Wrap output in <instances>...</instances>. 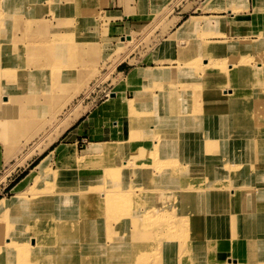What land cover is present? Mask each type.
<instances>
[{"label":"bare ground","instance_id":"obj_1","mask_svg":"<svg viewBox=\"0 0 264 264\" xmlns=\"http://www.w3.org/2000/svg\"><path fill=\"white\" fill-rule=\"evenodd\" d=\"M23 1L26 0H8V10L0 6V32H7L4 30L7 26L21 29V23L30 20L19 8ZM52 1H56L55 16L64 20V25H69L70 21H66V17L58 12L59 1ZM69 2L72 7L75 5V0ZM253 2L255 8L264 5V0ZM36 6L38 10L41 9L40 0ZM79 8L76 4V12H79ZM39 25L41 31H50L46 20H40ZM200 28L199 19L190 17L181 22L174 37L178 39L181 35L199 31ZM7 33L11 42L12 35L16 34L11 31ZM31 34L33 31L27 29L25 38L29 41L33 40ZM13 41L12 47L0 46V81H6L7 73L12 69L10 62L13 53L8 48L13 52L23 50L20 42L15 41V38ZM53 41L62 45L58 44L62 42L60 38ZM215 42L217 41H213ZM34 43L35 41L29 45V53L38 54L41 49L43 58L37 65L23 64L14 69L18 77L27 82V88L23 85L19 87L24 92L29 88L34 90L35 72L37 75L44 69L50 71V86L42 92L50 91L51 95V91L55 92L58 88L65 90L62 86L66 77L69 80L72 77L68 72L73 62L66 60L63 47L55 45L50 48L55 51L51 50L50 54H46L44 51L47 47H35ZM234 45L228 51H240L241 46L246 44ZM214 48L216 51L222 49L216 46ZM198 55L200 54L190 45L182 49L180 57L190 61ZM155 70L132 73L129 78L137 77L141 81L174 77L178 72L181 73V69L177 67L159 69L160 72ZM239 73L240 70H236L232 74V91L237 93L242 90L240 86L249 82V73L242 71V79L237 77ZM198 80L196 77L195 82L198 83ZM188 83L192 81L188 80ZM3 96L0 111L6 112L13 95ZM52 96L60 99L62 95ZM65 97L63 95L62 99ZM26 98L35 102L34 97ZM230 98L243 99V95L233 94ZM139 99L131 98L126 101L125 106L130 108V113H136L135 109L140 110V103L144 100L137 102ZM213 103L206 102L205 107L199 104L184 106L190 114L192 111H204V123L202 114L190 118L192 123L202 124L199 126L167 127L162 124L166 123L165 120L161 119L157 126L149 129L147 122L139 127L140 122L136 120L135 134H129L121 141L97 145L94 149L98 151L95 153L78 154L73 146H56L54 170L49 167L52 156L50 150L13 187L15 195L14 199L8 200L9 205L3 207L0 200V227H4L3 230L0 228V264H109L107 259H110V264H223V253L227 248L231 247L233 255L239 249L243 252L241 248H249L248 245L241 246L236 240L227 246L221 241L228 233V216L239 213L238 226L247 229L246 236L250 232L255 236L252 240L254 249H250L253 250L251 255L254 258L251 260L254 262L247 264H264V238L254 242L264 235L260 225V221H264V214L258 216L247 213L243 196L252 186L243 182V179L247 180L246 173L241 170L245 165L239 168L236 166L238 164L235 165V161L239 159L245 162L255 160L253 144L262 136L261 129L264 127L249 126L258 131L257 135L233 134L239 127L234 129L230 125L212 132L203 124H209L218 118L208 111ZM252 105L253 103L238 100L228 103L229 109L236 111L244 108L248 110ZM30 111L34 112L32 109ZM227 122L247 125L262 123V120L247 118L241 112ZM130 124L131 121L129 129ZM24 126V122L20 120L14 140L23 137L27 142L30 139L27 136L31 130ZM10 131L4 123L1 133L4 141ZM140 138L144 142L139 141ZM260 148L264 149V146ZM122 156L126 159H122ZM193 163L196 166L205 164V167L192 171ZM245 164L249 166L248 163ZM260 167L264 168V165ZM239 169L244 174H240L236 179L238 182H235L228 172ZM128 171L132 172L134 178L126 177ZM198 171H205L207 175L203 178L201 174H195ZM32 184L38 185V189H31L29 194L23 193L26 191L23 189ZM236 196L240 199L239 206L232 204V199ZM249 200L251 203L264 204V196L255 197V190L250 194ZM110 235L113 236L111 240L102 238ZM216 242L220 246L218 256H221V260L212 255ZM255 256L258 262L255 261Z\"/></svg>","mask_w":264,"mask_h":264},{"label":"rangeland","instance_id":"obj_2","mask_svg":"<svg viewBox=\"0 0 264 264\" xmlns=\"http://www.w3.org/2000/svg\"><path fill=\"white\" fill-rule=\"evenodd\" d=\"M38 1L39 0H29L28 2V0H26L22 2V6L19 8L22 12H25L26 17L30 20L24 22V24L22 22L21 29H17L12 26H7L4 28V30H6L7 32L11 31L16 34V36L12 35L11 42L9 40V35L7 32H0V46H14L13 38H15V41L20 42V48H23V50H19L16 52H13L12 49L8 48V50L13 53V58L10 62L12 69H10V71L7 73L8 79L6 81H0V88L2 90V92H0V100L4 97L3 95L8 97L10 96V94L13 95L8 110L6 112L0 111V140L2 141V143H6V145L2 147V153L4 151V155L2 156V158L0 157V200L3 207L9 205L8 200H12V198L14 199L15 192L13 190V187L29 172L31 168L36 165V163L43 156L47 155L49 151L53 149L58 141L54 142L49 147L48 144H51L58 137V135L81 114L83 110L81 105L84 106L85 110L93 104L99 103L100 101H102V99L107 98L108 96H114V94H109V89L111 88L109 83L111 81L110 78H112L116 74V71L127 72L128 69L132 67V63L135 64L136 62H138L139 58L146 50L150 49V47L156 41L162 39L172 29V27L174 26L173 23H175V21L173 18H171V16L173 14H176L177 11L181 10L182 13L180 16H182V19L185 20V18L188 17L189 14L192 15L190 11L193 10L192 6L195 4L194 2H192L195 0L167 1L168 3H166L163 10L159 14L154 16V18L143 30L137 33H131L127 36L124 35L119 37L122 43H120V39H117L119 45L126 44L123 49H121L120 47L112 50L108 55L104 56L101 59L95 56L96 54L94 50L96 49V46L93 47L91 43L86 44L87 42H92V38L89 36L88 37L90 39L87 38L86 34L81 35L80 28L87 25V23L89 24L92 22V18L94 19L95 15L98 14V12L96 11L97 6L104 5L105 1L107 2V0H75V5L73 7L69 2L70 0H58V12L66 17V21H70L69 25H64L62 23V21L64 20H59L60 18L56 17L57 15L55 16L54 7L56 1L40 0V10H38L36 6ZM63 1L65 2V4L62 3ZM213 1L215 0H211V2ZM61 3L64 7H62ZM76 4L80 7L79 12H76ZM8 5V0H0V6L5 10H8ZM229 6H233L234 10L237 11L243 8L242 4H230ZM263 6L260 5L257 8H255L254 6L253 7L255 11L258 12ZM89 16H91V18H88ZM40 20H46L48 27L50 25V31H41V27L39 25ZM210 22L211 21H209V23ZM214 23L217 25L218 23L221 24L222 20L220 18H216ZM261 26L262 29L255 31L254 34L248 37L243 38L245 40L230 41L228 43H225L228 44V50H231L235 46L234 43L246 44L245 46H241L242 50L240 51H228V54L225 58H223L221 55H218L219 53L216 54L217 59L215 60L211 58L205 60L204 58H201L200 55H198L196 58L190 59V61L182 59L180 57V60L184 61V66L188 68L195 69L199 72L202 70V68L209 67L208 70H216L218 74L223 73L226 76V80H223L226 81V85L220 88L216 87V89L214 88L210 92H216V94L214 93V96H210V98L215 99V101L208 102H214L212 106H218V104L219 106L222 105L219 109L216 110L210 108L208 109L209 112L218 117L214 122L203 124V126H206V128L212 132H217L220 128L230 125L233 126L234 129L239 127V129L235 130L233 134L251 133L253 135H257L258 131L255 129H251L252 127L249 126L255 125L264 127V124H262L264 123V22ZM27 29H31L33 31V34H31L33 40L31 41L25 38ZM195 34L198 35L199 38H208L210 36V34H205L201 30L200 32L196 31ZM213 34L219 35L221 33L218 32ZM174 36L175 35H173V37H171L170 39H176ZM55 38H60L62 42H58V44L62 43V45L55 44L53 41ZM33 41L39 44L37 45L34 43V45H36L35 47H47V50L44 51V53L46 54H50L52 50L50 48L55 45L63 47V49L65 50L64 55L66 57V60H68L69 62H73V65L72 67H70L68 72V74L70 73L69 76L72 77L70 78V80L66 77V80L64 82L65 84H63L62 86L65 90H60L61 88H58L55 90V92L51 91V95L49 94L50 91L45 90V92H42L43 89H48V87L50 86L48 82V80L50 79V71L44 69H42L40 74L36 75L35 72L34 90L29 88L28 91L24 92L22 88L19 87L23 85L27 88V82H23L20 77H18L17 71L14 69L20 67L23 64L37 65L43 58V56L41 55V49L39 50L38 54L29 53L28 48L29 45L33 43ZM125 55L127 56L125 57ZM130 57L133 58L129 60ZM118 62L120 63L117 64ZM167 69H176V67H165L161 70ZM177 69H180V67H178ZM158 70L156 69L155 71ZM161 70H159L158 72H160ZM236 70H240V73L237 77L241 75V79L242 71H246L247 73H249V75L247 76L249 82H245L244 85L240 86L242 88V90H240V93L232 91V86L234 85L232 83V74ZM14 72L16 73L15 77ZM184 73H186L187 77L179 79L177 76L146 80L142 79L141 81L137 77L129 78L131 83L136 81L138 82V88L133 91L132 98H140L137 102H141L143 100L144 101L140 103V110L135 109L136 113H130V108H123L124 110L126 109L128 111V119L129 122L131 121L128 135L136 133V128L134 125V122L136 120H139L140 122V124H138L139 127H141V124H143V122H147L149 129H152L155 125L157 126V123L161 119L165 120L166 123L162 122V124L167 127L174 126L178 128H190L194 126L188 125L199 126L202 124L192 123L190 121V118L191 116H199L200 114H202L203 123L205 122L204 111L200 113H194L192 111V114H190L187 111L188 108H185L184 106L189 102H192V106H197L198 104L199 106H203L205 104V101L203 102L202 100V96H204L203 91L206 92L208 90H204L207 88L203 86L202 79L200 80L199 77H197V72H195L196 74H192L189 72ZM189 75L191 77H189ZM196 77L199 79L198 83L195 82ZM159 79L161 80V82H156ZM188 80H191L192 83L187 84ZM113 82L115 83V88H120V86H123L125 84L124 82L116 83L114 79ZM156 90L165 92V95H168L170 97L177 98L178 102H176V105L177 107L181 108H179L175 112L171 110L166 111L164 112V114L166 113L165 115L162 114L159 116L158 107H156L157 97L152 93ZM242 91H246V93H243ZM249 91L250 93H248ZM233 93L243 95V99L233 100L232 98H230V95H233ZM60 94L62 96L66 95V97L62 99L61 96V98L59 99L58 97L53 98L52 96H59ZM245 94L249 96H245ZM26 96L34 97L35 102L29 101ZM223 96L227 97V100H220ZM188 97H190L191 100H189ZM166 100H168V98H166ZM237 100L249 102L250 104L253 103V105L248 110L247 108L237 111L230 110L228 107V103H233ZM30 105H35L37 107H30ZM167 106H175V104L171 102L168 103ZM30 109H32L34 112L30 111ZM238 112L239 114L241 112H244L245 117L253 119L255 121L261 119L262 123L254 122L247 125H240L239 123L228 124L227 120L229 118L232 119V117L239 116ZM20 120L24 122V127L26 129L31 130L30 135L27 136L30 137L27 142H25L26 138L23 139V137H19L14 140V138H16V134L18 133L17 129L20 124ZM4 123L5 127H8L11 130V133L6 135V140L10 141L11 143H7L6 140L4 141L1 136ZM77 124L78 121L72 124L69 130L74 128ZM162 124L161 126H163ZM117 125L120 126L119 124ZM261 132H263L262 136L259 139H256L253 144V156L255 157V160L248 161L247 159L248 162H245V160L239 159L235 161L237 162L235 163V165L238 164L236 165L238 168L241 165H245L242 166L241 170L246 173L247 177L245 178H247V180L243 179V182H248V184L252 186V188L248 189L243 196L246 211L249 214H257L258 216H262L264 214V204L251 203L249 198L250 194L253 193V190H255V197H257V195L259 197L264 196V183L261 182L262 180H264V168L260 167L264 165V149L260 148V146H264V129H261ZM12 139L14 141H12ZM86 139L87 136L85 135H82L78 138L76 145L78 154L91 153V151L86 150V148L88 147ZM140 139L141 140L139 141L144 142L142 138ZM57 146H59V148L63 147V145L61 144ZM92 146L94 148L96 147L94 145ZM45 147L48 148L46 149ZM94 148V152L92 153L98 151ZM125 149L128 150L126 147ZM122 159H126V157H123ZM55 160L56 158L54 159L52 158V156L50 157V169L54 170L56 168ZM245 163H248L249 166H247ZM204 167L205 164H197L196 166V164L193 163V165H191V170L193 171V169L196 168L202 170ZM154 170L157 172V169L154 168ZM241 170H232V172L230 171L228 172V174L233 178L235 182H238L236 179L244 174ZM195 174H201L203 178L204 175H207L205 171H198ZM132 176L133 175L131 171H128L126 173L127 178H134V176ZM31 189H38V185H27L23 189V191H26L22 192L29 194ZM239 201V197L236 196L232 199V204L239 206ZM225 202H228V200ZM165 206H167V204ZM239 217L240 213L228 216V233L225 234L224 238L221 241L226 246L229 243L231 244L233 240H236L237 243L240 242L241 246H245L246 241V244L249 246V248L254 249L252 241L255 237L254 233L250 232L247 234L248 237L246 236L247 229L238 226ZM260 225L261 230L264 231V221H260ZM0 228L3 230L4 227ZM102 238L105 240H111L113 236H103ZM247 238L252 240H249ZM263 238L264 235L256 238L254 242L257 243L258 240ZM221 241L217 242L221 243ZM217 242L216 248L212 252V255L216 256L218 260H221V256H218L220 246L217 245ZM102 245H104V243ZM230 248H227L223 253L225 257L222 259L223 264L248 263V260L244 259V253H246L245 251H247L245 248H241L244 250L243 252H240V249L237 250L234 255ZM106 262L110 264V259H107ZM202 263L203 262L199 264Z\"/></svg>","mask_w":264,"mask_h":264},{"label":"crops","instance_id":"obj_3","mask_svg":"<svg viewBox=\"0 0 264 264\" xmlns=\"http://www.w3.org/2000/svg\"><path fill=\"white\" fill-rule=\"evenodd\" d=\"M167 1L169 0H107L104 5L97 6L96 11L98 14L95 15L94 19L92 18L91 23H87V25L80 28V34H86L87 38H92V42H87L86 44L91 43L93 47L96 46L94 50L95 56L102 59L112 50L120 47L123 49L126 44L119 45L117 39H120L119 37L121 36H127L131 33H137L143 30L154 16L163 10L166 3H168ZM192 2L195 3L192 6L193 10L190 11L192 15L189 14L185 20L190 17H196L199 19L201 26L197 32L201 30L205 34H210V36L208 38H199V36L195 34L196 31H190L186 35H181L178 39L171 40L170 38L176 34L178 26L184 20L182 19L183 17L180 16L182 13L181 10L173 14L171 18L174 19L175 23H173L174 26L172 29L162 39L156 41L150 49L146 50L141 55L138 62L135 64L132 63V67L129 68L127 72L116 71V74L110 78L112 82L110 81L109 83L111 87L109 89V94H114V96H108L85 110L84 106L81 105L83 108L81 114L48 145L49 147L54 142L58 141L51 150L52 158H56L57 153L55 147L59 144L74 146L77 150V140L82 135L87 136L86 140L88 147L86 150L91 151V153L94 152V147L92 145L97 146L104 142L121 141L127 138L129 133V113L123 108L127 107L125 106L126 101L133 97V91L138 88L137 81L131 83L129 80V76H131L132 73H142L154 69H163L165 67H180L181 73L178 72L177 74L179 79L187 77L184 72L192 74H196L195 72H197V77H199L200 80L202 79L203 86L207 88L204 90H208L206 92L203 91V102L215 101V99L210 98V96H214L216 92H214L215 94L210 92L214 88L216 89V87L220 88L225 86L226 81L223 80H226V76L223 73L218 74L216 70H208L209 67H204L198 72L195 69L184 66V61L180 60L182 49L188 48L191 45L196 50V53L200 54L205 60L208 58L217 59L216 54L218 53V55L225 58L228 54V44L225 43L245 40L243 38L262 29L261 25L264 22V6L257 12L253 7V0H215L213 2H211V0H195ZM62 3L65 4L64 1ZM230 4H242L243 8L237 11L234 10L233 6H229ZM62 7L64 6L62 5ZM227 8H230V10H227ZM88 18H91V16ZM216 18H220L222 23H218V25L215 24ZM209 21L211 22L209 23ZM218 32L221 34H213ZM211 41L217 42L212 43ZM120 43H122V41ZM214 46L219 48L222 47L221 50L223 51H219V49L216 51ZM126 56L127 55H125V57ZM132 58L133 57H130L129 60ZM119 63L120 62L117 64ZM239 77H241V75ZM113 79L116 83L124 82L125 84L120 86V88H115ZM156 82H161V80L159 79ZM242 92L246 93V91ZM152 93L157 97L156 107H158L159 116L162 114L165 115L166 113L164 114V112L166 111L171 110L175 112L181 108L176 105V102H178L177 98L165 95V92H161L160 90H156ZM248 93H250V91ZM166 98H168V100H166ZM188 99L191 100L190 97H188ZM220 100H227V97L223 96ZM171 102L175 104L177 109L175 106H167V104ZM191 103L192 102H189L187 105L190 106ZM221 106L218 104V106H212L210 109L216 110ZM76 121H78V124L69 130L70 126ZM4 145H6V143H2L0 140L1 158L4 155V151L2 153V147H4ZM48 147H46V149ZM261 182L264 183V180ZM259 202L262 201L260 200ZM255 203L257 204V202ZM245 245L247 246L246 241ZM245 252L244 259L248 260L250 263L254 262L253 260L251 261V259L254 258L251 255L253 250L248 248ZM255 261L258 262L256 256Z\"/></svg>","mask_w":264,"mask_h":264}]
</instances>
